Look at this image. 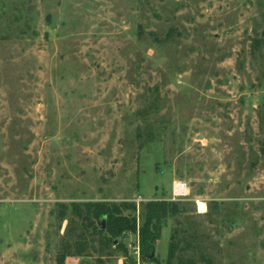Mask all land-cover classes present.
Wrapping results in <instances>:
<instances>
[{"label": "rangeland", "instance_id": "1", "mask_svg": "<svg viewBox=\"0 0 264 264\" xmlns=\"http://www.w3.org/2000/svg\"><path fill=\"white\" fill-rule=\"evenodd\" d=\"M150 200L180 209L151 264L176 234L172 264H264V0H0V264H57L74 203ZM117 242L66 264L144 263Z\"/></svg>", "mask_w": 264, "mask_h": 264}, {"label": "trees", "instance_id": "2", "mask_svg": "<svg viewBox=\"0 0 264 264\" xmlns=\"http://www.w3.org/2000/svg\"><path fill=\"white\" fill-rule=\"evenodd\" d=\"M174 31L172 29L170 34ZM62 206V217L64 218L67 208L65 205ZM72 208L73 213L81 219L80 233L73 243L63 244L57 256V264H66L69 257L88 256L91 252H99L103 256L106 251V255H111L110 248L113 245L127 257V247L123 243L117 242V239L127 237L131 231L138 234L140 255L144 262L140 264H151L150 262L156 261L153 253L157 241L161 238L164 221L180 210L176 203L166 200H150L142 206L140 216L143 221L138 225L136 217L131 213L137 209L134 203L89 201L83 204L74 203ZM126 211L131 212L127 213ZM90 228L93 229L91 233L97 236L94 240L86 236ZM178 250H182L181 241L177 234L172 235L167 264H172L174 258L177 257ZM130 264H138V262L131 259ZM178 264L197 263L192 258H180Z\"/></svg>", "mask_w": 264, "mask_h": 264}, {"label": "built area", "instance_id": "3", "mask_svg": "<svg viewBox=\"0 0 264 264\" xmlns=\"http://www.w3.org/2000/svg\"><path fill=\"white\" fill-rule=\"evenodd\" d=\"M175 196H184L186 194V186L181 182H175L173 186Z\"/></svg>", "mask_w": 264, "mask_h": 264}, {"label": "bare ground", "instance_id": "4", "mask_svg": "<svg viewBox=\"0 0 264 264\" xmlns=\"http://www.w3.org/2000/svg\"><path fill=\"white\" fill-rule=\"evenodd\" d=\"M198 204H199V209L200 211H205L206 210V205L205 203L201 202V201H198Z\"/></svg>", "mask_w": 264, "mask_h": 264}, {"label": "water", "instance_id": "5", "mask_svg": "<svg viewBox=\"0 0 264 264\" xmlns=\"http://www.w3.org/2000/svg\"><path fill=\"white\" fill-rule=\"evenodd\" d=\"M153 255H155V252L153 253Z\"/></svg>", "mask_w": 264, "mask_h": 264}]
</instances>
